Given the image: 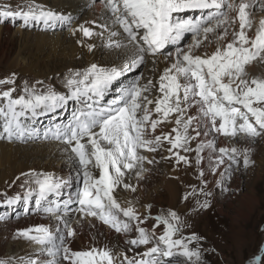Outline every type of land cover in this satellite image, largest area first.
I'll return each mask as SVG.
<instances>
[{"label": "snow or ice", "instance_id": "obj_1", "mask_svg": "<svg viewBox=\"0 0 264 264\" xmlns=\"http://www.w3.org/2000/svg\"><path fill=\"white\" fill-rule=\"evenodd\" d=\"M103 6L107 13L105 19L111 23L98 27L109 32V47L129 53L122 64L92 63L82 70L69 69L63 84L66 92L53 87L38 92L35 86L27 85L18 96L13 95L15 88L0 91V139L9 141L37 137L39 130L27 121L38 115L62 109L69 101L78 105L66 124L45 130L43 137L66 145L81 185L74 196L62 206L55 199L49 200L50 196H59L65 181L52 173L32 171L21 173L28 177L21 185L22 195L18 193L0 201L8 207L23 201L27 213L28 201L35 197L37 210L55 217L58 222L55 228L40 224L18 230V236L35 243L42 255L51 257L47 261L29 258L21 264H160L157 257H171L174 249L199 262V250L189 248V243L201 238L195 233L177 238L187 225L175 210L155 217L153 229L161 225L164 229L156 237L154 231L141 226L151 218L150 213H139L131 202L122 206L116 192L121 186L136 190L127 182V175L135 173L139 177L146 171L145 162L150 164L153 160L143 153L156 152L165 142L169 145V159L174 157L178 164L190 166L192 161L187 153L195 152L199 167L203 160L201 153L208 148L219 153L211 165L213 172L226 163L225 157L229 169L241 159L248 166L247 148L217 149L214 141H200L194 149L191 145L210 132L233 139L241 134L246 139L264 136V77L249 79L246 72V66L252 62H264V16L258 25L252 18L256 9L264 12V0H103ZM187 10H198L203 15L194 19L177 18L176 14ZM0 18L19 19L25 27L72 20L35 3L29 4L27 10L7 6L0 10ZM86 23L96 24L95 21ZM253 29L254 36L249 35ZM103 31L95 33L81 24L72 29V34L82 32L84 37L91 38L102 36ZM186 33L191 34V43L177 47L174 56L165 55L166 47L178 45ZM113 37L120 39L113 40ZM77 43L83 42L77 40ZM87 47L91 51L94 45ZM161 57L170 64H165L156 80L142 83L143 74L138 75L118 90V96L103 103L114 82L126 72L140 69L149 60L156 65ZM9 83L13 81L0 80V84ZM173 121L170 132L157 134L161 125ZM203 176L201 169L200 177ZM200 192L211 195L203 188ZM73 203L79 213L77 225L86 218H94L117 233L134 229L137 235L127 243L133 247L151 246L139 259L129 257L126 252L117 254L108 247L73 251L69 244L76 237L77 228L68 216L69 205ZM201 207L207 208L208 201ZM61 224L63 228L59 227ZM253 259L255 264H260L259 256Z\"/></svg>", "mask_w": 264, "mask_h": 264}, {"label": "bare ground", "instance_id": "obj_2", "mask_svg": "<svg viewBox=\"0 0 264 264\" xmlns=\"http://www.w3.org/2000/svg\"><path fill=\"white\" fill-rule=\"evenodd\" d=\"M31 3L41 5L46 9L54 10L64 16H70L72 17L71 23L56 22L55 24L47 26L43 23H35L36 29L28 31V26L25 27L23 26V22H20V30L16 31L19 38V46L17 51L14 53V57H8V69H17L18 72L24 76H33L37 79L39 78L52 81H57L62 77V75H64V82L69 69L82 70L92 63L104 66H111L113 64L120 65L125 61L126 56L129 54L122 48H116L114 46L109 47V32L103 31V29L98 27L100 24L111 23L105 19L107 13L105 12L103 6V0H24L23 4L28 7ZM176 15L179 19H189L193 18V16L198 17V15L202 14L201 12L187 11ZM261 16H264V12L256 9L252 17L256 22V25H258V21ZM92 21H95L96 24L93 25L91 23H86ZM81 24L91 28L95 33L103 31V35H93L91 38L84 37L82 32H77L73 35L72 29ZM9 30L10 24L0 25V39L1 35ZM113 30L117 29L113 27ZM249 35L254 36V29L249 32ZM112 39L119 40L120 37H113ZM191 39V35L184 37L178 45H173L174 47L170 50V52L165 49V55L170 53L174 56L176 48L184 47L185 45L191 43ZM77 40H80L83 43L78 44ZM88 44L94 45L91 51H89L87 47ZM166 63L170 64L169 61H165L161 57L156 65H153L151 60H149L145 65L141 66V70L139 72H126L116 82H114L111 90L105 96L103 103H107V101L118 96L119 91L117 88L120 85H122V88L127 86L129 82L138 75L143 74L142 83H145L148 79L156 80L159 73L163 71ZM246 72L248 73L249 79L252 77H264V62H252L250 65L246 66ZM60 89L63 90L62 92H66L65 88L63 89L61 87ZM77 106L78 105L74 101H69L64 108L57 109L52 113L44 114L45 119L50 116V118L45 121H42L41 118L38 117L27 121V123L31 124L36 129L40 126V124L42 125L40 129L38 128L39 135L37 137L25 138L22 141L0 139V190L6 185L12 184L13 181H16V178L20 177L21 173H26L27 171L32 170L36 173H52L54 175L60 174L64 176L65 183L62 186L58 197L65 196V198L61 199V201L57 200L61 206L64 201L69 199L70 196H74V193L78 190V188L73 190L72 186L78 187V182L80 181L77 179V168L73 166V159L71 158L66 145L60 140L52 138L45 139L43 137L45 130H47V126L51 128L56 124H66ZM193 114H195L194 110ZM173 126L174 121L171 124L166 123L161 125V127L157 129V134H160L161 131L170 132ZM224 137L225 136L215 132H210L208 136H201L198 140L193 141L191 146L194 149L196 144L200 141H214L217 149L219 147L231 148L225 143V140L228 138ZM234 144H236V147H239L241 150L244 148L248 149L249 164L245 167L242 159L240 160V163L238 164L239 169L236 170L235 175L232 176V182L230 186H228L231 188L230 190H235L233 189L235 185H238L239 188L245 187L246 190H241L242 192L239 193L235 205L234 203L228 202L226 199L227 204L225 205L224 203V205H221L218 210L221 215L224 214L226 217H232L236 222L247 223L249 221L251 222L252 216H254L253 214L255 212V208L264 202V197L260 193V189L264 190V136L256 137L255 140V138L246 139L242 135L241 138H235ZM168 147L169 145L165 142L164 146L158 149L156 153H143L149 159L153 160V163L149 164L145 162L144 168L146 171H144L139 177H137L135 173H129L127 175V182H129L136 190L133 192L130 189H124L122 186L117 190L116 196L122 206H128V203L131 202L139 213H144L146 208H139L137 205L138 199L144 200L142 206L152 205L157 202L156 205L158 206L162 207V205H165L168 209H174L178 205L179 186H181L180 184L182 183V180L180 179V175L173 169L172 162L174 157L165 161V157H170V153L167 151ZM189 153H187V155ZM218 154V151L213 153L212 150L208 148H205V150L201 153L203 160L199 169L203 170L204 176L202 177V180L208 186L212 185L219 178V176L223 174L224 170L228 168V158L225 157L226 163L221 165L216 172L211 171V165L215 162V156ZM193 155L195 156V152ZM253 162H259L262 169L260 170L258 167L252 168ZM244 167L246 168L247 173L242 175ZM70 174H72V176H70ZM96 174L98 175V172ZM240 176L243 177L240 178ZM247 176H250V180L248 179L247 182H244V180L248 178ZM147 178H158L160 180V188L165 190L166 200L162 198V195L158 193L156 188L150 187L152 185H148V181H146ZM255 185L258 187L261 186L259 191H257L258 189ZM68 187L71 188L69 189ZM20 191H11L12 195H10V197L18 193L22 195L23 193ZM76 207L77 205L75 203L70 204L68 213V216L71 218L70 222L72 226L77 228V235L71 239L69 244L73 251H85L92 247H108L117 254L120 252H126L129 257L134 254H138V259L140 258V255L146 251L147 248L143 245L137 250L132 249V251H127L131 247L127 244L126 237L122 235L124 232L117 233L114 229L107 227L106 224L102 223L98 219L86 218L82 224L77 225L76 221L79 218V213L75 211ZM15 208L17 209V206H15ZM229 210H232L231 214L229 213ZM156 216L158 215H153L154 223ZM41 223L55 228L58 222L55 217L44 213L43 215L39 213L35 215L32 214L28 218L26 217L21 219V221L17 224L13 223V221L10 222L9 220V239L6 241L3 252L10 262L19 261L20 259L27 261L29 258H38L41 261L51 259V257H48L46 253L42 255L40 253L39 246L35 243L23 241L19 236L16 237L14 235L16 230L29 228L30 226H35ZM189 224L190 227L193 228L192 224ZM59 227L63 228V225L61 224ZM162 227L163 226L161 225L156 229L152 228L151 231L159 230ZM127 233L130 234L133 232L129 231ZM194 233L197 236L200 235L198 232ZM136 235L137 234L135 233V236ZM226 235L231 240L235 237L237 245H241V243L243 245L248 233L238 224L229 223V225L226 226ZM3 239L2 237L0 238V244ZM250 246V248H254L253 244ZM212 247L213 252H215L214 245H212ZM263 252L264 244L262 243L260 253ZM222 258L224 257L222 256ZM190 263L196 264L197 262L190 261ZM175 264H178V262ZM251 264H255L254 259Z\"/></svg>", "mask_w": 264, "mask_h": 264}, {"label": "rangeland", "instance_id": "obj_3", "mask_svg": "<svg viewBox=\"0 0 264 264\" xmlns=\"http://www.w3.org/2000/svg\"><path fill=\"white\" fill-rule=\"evenodd\" d=\"M24 0H12V1H4L0 0V10H3L7 6H11L13 10H27V6L23 4ZM10 22V23H9ZM20 22H22L19 19H12V18H7L3 19L0 18V25L3 24H10V30L8 32H5L3 35H1L0 39V80H12L13 83L9 84H0V91L6 90L8 88H15V92L13 93L14 96H18L22 94V91L24 87L27 85L28 87L35 86V89L38 92H43L49 87H53L56 90L60 91L61 87H63V80H64V75H62L61 78H59L57 81H52V80H45V79H37L33 76H24L20 72H18L17 69H8V57H14V53L17 51V48L19 46V38L18 34H16V31L20 30ZM36 24H30L28 26V31L35 30ZM26 29V30H27ZM186 37V36H185ZM172 47L167 49L169 52ZM141 70L138 69L134 72H139ZM20 73V75H19ZM45 80V81H44ZM40 82V83H38ZM122 85H120L117 89H121ZM116 89V90H117ZM63 90H61L62 92ZM2 103V102H0ZM75 107V106H74ZM71 108V107H70ZM38 118H41L42 121H45L46 119L50 118L48 116L46 119L44 118V114L38 115ZM44 118V119H43ZM52 124V123H51ZM42 125L40 124L37 129L41 127ZM34 127V126H32ZM49 126H47L48 128ZM50 128V127H49ZM203 131V129H202ZM239 138L242 137V134L238 136ZM228 138L225 140V143L229 147L236 146L235 139L231 137H224ZM256 140V138H255ZM49 143V142H47ZM53 143V142H52ZM217 148V147H216ZM157 152V151H156ZM155 152V153H156ZM183 154V153H182ZM194 152H190L189 159L192 161L191 165H185L183 163H177L175 158L172 162L173 169L180 175V179L182 180V183L179 186V196H178V205L171 210H175L181 217L182 220L185 221L186 227H184L181 231V233L178 234L177 238L183 237L187 238L190 237V235L194 232L200 233L198 237L201 239L197 242H192L189 243V248L199 250L200 252V261L197 262L196 258L193 257L191 260L183 255L179 254V251L174 249L173 252L174 254L171 257H164V256H158L157 259L161 264H175L178 262V264H191L190 261H195L197 262L196 264H251L253 261L254 256H259L260 257V264H264V252H261L262 248V243L264 244L263 237H264V202L259 204L255 208L254 216H252L251 222H236L232 217H226L221 215L219 212L218 208H220L221 205H225L226 199L230 203H235L237 202L236 199L238 198L239 193L242 191H245V187L239 188L238 185H235L233 189L235 190H230L229 188L231 184V179L232 176L235 175L236 170H238L239 165H232V168H226L219 176V178L210 186L205 184L204 182L202 183V177H200V169L195 163V156L193 155ZM160 159V157H159ZM166 159V160H165ZM165 161L169 160L168 157H165ZM261 165V164H260ZM259 165V162H253L252 163V168H260L262 167ZM153 168V165H152ZM243 174L245 175L247 173L246 168H243ZM213 172V170L211 169ZM32 170L27 171L26 173H30ZM230 173V175H229ZM153 175V174H152ZM229 175V176H228ZM250 175V174H249ZM57 177H60L62 180L65 181V178L63 175H55ZM66 176V175H65ZM72 176V174H70ZM231 176V178H230ZM243 176H240V178ZM248 177V176H247ZM250 177V176H249ZM246 178L244 182H247V180L250 178ZM252 177V176H251ZM28 177L21 176L20 179L16 180L15 183H12L10 185H6L4 188L0 190V201H3L6 197H10L12 195L11 191H20L23 193V188L21 185L24 184V181ZM147 178L146 181H148V185H152L150 187H154L158 190V193L162 195V198L166 200L165 195L166 192L163 188H160V180L158 178ZM230 182V183H229ZM13 185V186H12ZM229 185V186H228ZM80 182H78V187L72 186V189L75 190L79 188ZM27 187V186H26ZM158 187V188H157ZM227 187V188H226ZM257 187V191H259L260 187ZM17 188V189H16ZM69 189L71 187H68ZM66 188V189H68ZM193 188L196 189L195 193H193ZM203 188L206 192H210L211 195L205 196L201 194L200 189ZM228 189V190H225ZM225 190V191H224ZM242 190V191H241ZM261 190V195L264 197V190ZM235 191V192H234ZM189 193H193L189 195ZM244 193V192H243ZM231 195V196H230ZM136 196V194H135ZM185 196H187V199H185ZM229 197V198H228ZM52 198H55V200L61 201V199H64L65 196L62 197H49V200H53ZM137 200V199H136ZM208 201V207L203 208L201 205L204 203V201ZM143 199H138L137 200V205L139 208L143 209L146 208L143 205ZM135 203V202H133ZM157 202L153 203L150 205V209H146L144 213L141 214H146L150 213L151 218L146 220L141 226L145 227L149 231L152 230L153 224H154V217L153 215H160L161 213H166L168 210L167 206L162 205L158 206L156 205ZM17 206V209L15 208ZM15 206L8 207L2 203H0V238L2 237L3 241L0 244V261H3L4 264H21V260L19 261H13L10 262L8 258L5 256L3 249L5 247L6 241L9 239V233H10V222L13 221V223H18L21 221V219L28 218L30 215H35V214H42V210H37V206L35 204V197L30 199L28 201L27 207H28V212L25 213V203L23 201H20L18 204ZM262 208V209H261ZM260 211H258V210ZM229 213H232V210H229ZM45 214V213H44ZM153 217V218H152ZM258 219V220H256ZM192 224V227H190V224ZM229 223H236L238 224L242 229L247 231L248 235L247 238L245 239L243 245H237L235 237L234 239H230L226 235V226L229 225ZM42 224V223H41ZM40 225V224H38ZM33 227V226H30ZM29 227V228H30ZM110 228V227H109ZM261 228V229H260ZM163 227L160 228L159 230L154 231L156 237H159L161 234H163ZM17 232L16 230L14 232V235L17 237ZM133 233H123L126 237V242H128L130 239H133L135 237V231L134 229L131 231ZM20 237V236H19ZM21 240L31 242L26 238L20 237ZM5 240V241H4ZM249 240V241H247ZM212 243V244H211ZM128 244V243H127ZM251 244L254 245V248H250ZM130 245V244H129ZM214 245V251L213 252V247ZM249 245V246H248ZM142 245L139 247H133L130 245V247L134 250H137L141 248ZM144 247H150L151 245H143ZM222 251V252H220ZM221 254V255H220ZM252 255V256H251ZM135 256L137 259L139 257L138 254H134L131 257ZM222 256L224 258H222ZM239 256V257H238ZM251 257V258H250ZM236 260V261H235ZM6 261V262H5Z\"/></svg>", "mask_w": 264, "mask_h": 264}]
</instances>
